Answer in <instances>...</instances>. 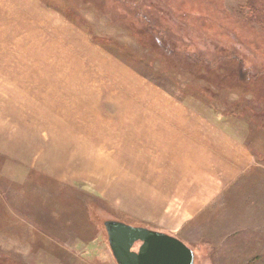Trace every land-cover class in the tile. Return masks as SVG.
<instances>
[{"label": "rangeland", "instance_id": "obj_1", "mask_svg": "<svg viewBox=\"0 0 264 264\" xmlns=\"http://www.w3.org/2000/svg\"><path fill=\"white\" fill-rule=\"evenodd\" d=\"M189 125L249 154L212 195ZM107 220L264 264V0H0V264H118Z\"/></svg>", "mask_w": 264, "mask_h": 264}, {"label": "crops", "instance_id": "obj_2", "mask_svg": "<svg viewBox=\"0 0 264 264\" xmlns=\"http://www.w3.org/2000/svg\"><path fill=\"white\" fill-rule=\"evenodd\" d=\"M51 16V15H50ZM18 60L20 62H23L22 57H18ZM128 122H131V125H135L137 128H141L142 133H146L147 137H156L157 135L151 133L149 131V126H151L152 129L159 128L163 132V129L171 130L170 128H166L165 122L170 121L174 122L175 125H177L179 128L183 126L182 122L184 123L186 120L184 119H174L176 117H173L171 114L161 113V114H149L150 117H146L145 115L140 116L138 113L132 112L130 113ZM92 118L96 119V115H92ZM158 120V121H157ZM116 121H118L116 119ZM164 121V122H163ZM139 125V126H138ZM209 128V126L207 125ZM135 128V127H134ZM187 136L188 138L184 140L182 145L193 143L197 137L196 147L197 150H193L190 148L183 147L181 151H185L188 155L184 158V162H181V166L175 168V170L170 174V179H175L179 176H185L186 180L192 177V181L190 183L191 186H194L195 188L198 187L199 182L196 181V178L199 179H209V185L212 187H209L208 183L204 182L203 186L207 188H201V196H207L208 194H214V187L216 185H226L228 184L232 178L235 177V173L233 172L230 165L232 163L238 164L239 160H245L247 161V158L249 157V154L246 150L240 148L237 145H234L240 150H237L236 152H232L231 150V136L229 133L225 135V133H219V135L216 137L214 132L206 130L205 127L202 129H199V125L197 127H193V125H189L187 127ZM134 130V129H133ZM180 130V129H178ZM205 135V136H204ZM211 139L209 141L208 139ZM207 139V140H206ZM213 139H219L216 144L214 143ZM208 144L211 145V151L215 153L216 155L213 156L210 154V152L207 150ZM223 144V145H222ZM224 146V147H223ZM201 148L206 150H201ZM225 148V149H224ZM191 153H195L194 156H190ZM243 162V161H242ZM181 167L183 169H181ZM182 171L178 172V170ZM185 170V172H184ZM191 171H196V174H191ZM172 176V177H171ZM168 177V176H167ZM181 177L179 178V180ZM211 179V180H210ZM218 181V182H215ZM166 185H171L170 182L164 183ZM161 184V185H164ZM216 192V191H215ZM167 232V231H166ZM170 233V232H169Z\"/></svg>", "mask_w": 264, "mask_h": 264}, {"label": "water", "instance_id": "obj_3", "mask_svg": "<svg viewBox=\"0 0 264 264\" xmlns=\"http://www.w3.org/2000/svg\"><path fill=\"white\" fill-rule=\"evenodd\" d=\"M105 228L118 264H195L194 250L169 232L121 220H107Z\"/></svg>", "mask_w": 264, "mask_h": 264}, {"label": "bare ground", "instance_id": "obj_4", "mask_svg": "<svg viewBox=\"0 0 264 264\" xmlns=\"http://www.w3.org/2000/svg\"><path fill=\"white\" fill-rule=\"evenodd\" d=\"M105 230H106V228H105ZM106 234H107V230H106ZM107 237H108V234H107ZM108 243H109V238H108ZM109 246H110V244H109ZM135 249H137V248H135Z\"/></svg>", "mask_w": 264, "mask_h": 264}, {"label": "flooded vegetation", "instance_id": "obj_5", "mask_svg": "<svg viewBox=\"0 0 264 264\" xmlns=\"http://www.w3.org/2000/svg\"><path fill=\"white\" fill-rule=\"evenodd\" d=\"M116 260V259H115Z\"/></svg>", "mask_w": 264, "mask_h": 264}]
</instances>
